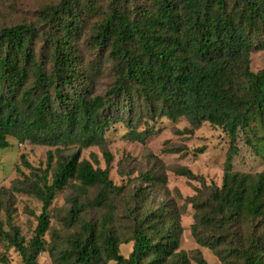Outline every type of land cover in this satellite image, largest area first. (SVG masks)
Listing matches in <instances>:
<instances>
[{"label":"trees","instance_id":"1","mask_svg":"<svg viewBox=\"0 0 264 264\" xmlns=\"http://www.w3.org/2000/svg\"><path fill=\"white\" fill-rule=\"evenodd\" d=\"M82 39L91 56L100 50L112 63L114 82L103 96L94 89L102 68L96 58H85ZM256 51H264V0H60L42 8L39 24L1 28L0 150L13 139L55 148L57 160L49 176L54 158L49 151L47 168L27 166L30 175L19 182L20 192L41 204L30 240L9 216L6 231L0 224V240L22 264H39L51 203L72 183L66 222L78 232L54 264H190L179 250L181 227L173 210L134 216L132 248L124 257L112 228V200L120 189L107 170L81 158L82 150L97 146L110 163L105 133L115 122L109 116L113 108L127 114L125 138L143 144L146 131L132 125L141 113L132 114L144 105L152 118L184 119L191 131L208 123L227 136L220 187L191 199L192 232L199 245L222 250L221 264H264V173L236 172L232 166L238 132L256 138V128L264 131V68L250 70ZM70 148L76 151L64 155ZM176 173L196 178L187 169ZM143 180L162 178L144 174ZM93 188L98 193L87 206L107 211L100 221L88 222L81 218L86 207L81 200ZM146 196L141 191L133 198ZM194 261L208 264L199 253Z\"/></svg>","mask_w":264,"mask_h":264},{"label":"rangeland","instance_id":"2","mask_svg":"<svg viewBox=\"0 0 264 264\" xmlns=\"http://www.w3.org/2000/svg\"><path fill=\"white\" fill-rule=\"evenodd\" d=\"M60 0H0V29L11 25L26 23L39 24V13L43 7L56 4ZM106 1L103 3L105 6ZM104 8V7H103ZM96 20H91V24ZM85 40L80 42L81 50L87 60L96 58L101 66L100 75L94 85L97 95H104L113 84L112 63L106 59L102 51L96 50L92 56ZM264 68V51L250 54V70L253 73ZM129 99L127 96L124 98ZM145 106L135 108L133 116L141 113L139 121L133 119L136 131L145 132V142H132L125 138L128 131L125 120L126 112L113 108L109 116L115 122L108 126L105 133V151L111 156L107 165L103 151L97 146L82 150L81 158L89 161L95 169L107 170L108 179L120 189L113 196L114 233L121 241L120 253L127 257L132 248V219L138 214L149 212H167L173 210L180 221L181 234L179 250L186 253L190 264H196L194 258L199 253L208 264H221L222 250H211L197 243L192 232L195 223V210L192 198L206 196L211 187H220L229 140L220 128L204 123L200 128L191 131L184 119L172 122L164 117L146 114ZM142 111V112H141ZM119 117L123 120L116 121ZM264 131L256 128V138L250 134L238 132L237 155L232 166L236 172L258 174L264 173ZM10 147L0 150V224L7 230V216L11 224L18 227L25 241H29L37 225L41 213V204L32 196L19 190V182L29 176V167L44 171L47 168V153L54 154L49 176L57 160L55 148L18 143L9 139ZM76 151L70 148L62 151L64 155ZM24 157L26 163L21 159ZM187 169L196 178L189 179L178 175L176 170ZM161 177L162 181H144L143 175ZM69 183L56 193L51 206L50 227L44 237L46 251L38 257L39 264H54L60 252L66 248L71 235L78 232L77 226H67L66 218L70 210L69 198L73 191ZM145 191L147 196L141 200L133 198L137 193ZM98 189H90L81 200L85 208L81 213L84 221H100L106 213L105 207L87 206V202L96 197ZM202 194V195H200ZM54 250L51 255V251ZM0 264H22L19 254L0 240ZM108 264H115L108 262Z\"/></svg>","mask_w":264,"mask_h":264}]
</instances>
